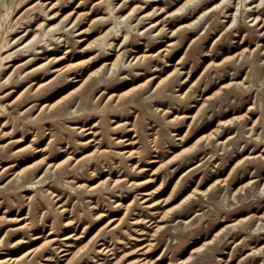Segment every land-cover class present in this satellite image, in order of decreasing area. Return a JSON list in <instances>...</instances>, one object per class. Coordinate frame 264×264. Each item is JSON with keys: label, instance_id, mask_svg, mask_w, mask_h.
Returning <instances> with one entry per match:
<instances>
[{"label": "rangeland", "instance_id": "obj_1", "mask_svg": "<svg viewBox=\"0 0 264 264\" xmlns=\"http://www.w3.org/2000/svg\"><path fill=\"white\" fill-rule=\"evenodd\" d=\"M182 1L0 0V264H264V0Z\"/></svg>", "mask_w": 264, "mask_h": 264}, {"label": "bare ground", "instance_id": "obj_2", "mask_svg": "<svg viewBox=\"0 0 264 264\" xmlns=\"http://www.w3.org/2000/svg\"><path fill=\"white\" fill-rule=\"evenodd\" d=\"M202 1H204V0H183L182 2H181V4H179L172 12H171V14L172 13H174V14H182V13H185V12H187L189 9H191V8H195L196 6H199L200 4H201V2ZM223 0H221V2H222ZM261 2V1H260ZM219 5V4H218ZM217 4H214V7L213 8H209L208 9V11H213L217 6H218ZM76 6H78L79 7V5H76ZM51 8V7H50ZM134 10V7L133 8H131V10L130 11H133ZM170 14V15H171ZM80 18V15L79 14H77L76 15V17H75V20L76 19H79ZM258 19V17L256 16V17H253L252 18V20H257ZM194 22H192V24H193ZM155 24H158V22H155ZM76 25V24H75ZM75 25H73V26H75ZM184 27H186V25H183ZM183 26H181V27H183ZM86 31H85V29L84 30H80V34H82V33H85ZM96 39H98V38H96ZM95 39V40H96ZM19 39L17 38V39H15V41H18ZM83 40V39H82ZM95 40H93V42L95 41ZM7 44L5 45V46H7L8 45V42H6ZM92 42H90L88 45H90ZM4 50H6V49H3L2 51H4ZM10 56V54L9 55H7V57H9ZM50 59H53L54 60V62L56 61V60H58V59H54V58H50ZM11 60V59H10ZM7 61H9V59L7 60ZM6 62V61H5ZM87 63H89L90 62V60H87L86 61ZM114 63L115 62H112L111 63V66H113L114 65ZM69 68H68V66L67 65H63V66H58V67H54L53 68V72H60V73H63V72H65V71H67ZM99 70V69H98ZM97 72V69L95 70V71H92L86 78H85V80L82 82V83H84L88 78H90L91 76H93L95 73ZM31 73H33V70L32 71H30L29 72V74H31ZM28 74V75H29ZM28 75H26L27 77H28ZM78 75V74H77ZM70 79H72L73 80V82H76V81H78L79 80V78H77V76H72V77H70ZM52 80V79H51ZM160 82V81H159ZM158 82V83H159ZM31 85L33 86V85H35L36 86V88H39V87H41V86H43L44 84L42 83V84H37V82H34V81H32L31 82ZM49 106V105H48ZM196 146H197V141H195L192 145H190L189 147H185V148H183L180 152H178L176 155H174L173 157H172V159H170V161H172L173 160V158H176V157H179V156H181V155H183V154H186V153H188V152H190L191 150H193V149H195L196 148ZM54 166H57L58 165V163L57 164H53ZM143 194H147V193H143ZM190 198V194L189 195H187L184 199H182V201H181V203L182 202H186V200L187 199H189ZM148 206H152V205H148ZM67 237H64V239H66ZM198 249V248H197ZM197 249H195V251L197 250ZM61 251H63V250H61ZM30 253V251H26V252H24L23 254H21L19 257H17V258H15L14 260H20V258L21 257H23V255H27V254H29ZM67 253H63V255H66ZM13 261V260H12ZM2 261H0V263H1Z\"/></svg>", "mask_w": 264, "mask_h": 264}]
</instances>
